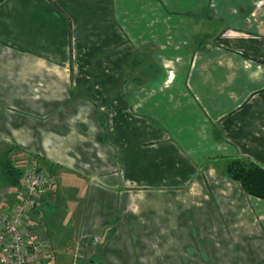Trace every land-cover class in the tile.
I'll use <instances>...</instances> for the list:
<instances>
[{"label": "crops", "instance_id": "crops-1", "mask_svg": "<svg viewBox=\"0 0 264 264\" xmlns=\"http://www.w3.org/2000/svg\"><path fill=\"white\" fill-rule=\"evenodd\" d=\"M9 148L58 173L42 264H264V199L222 173L264 166V0L1 1Z\"/></svg>", "mask_w": 264, "mask_h": 264}, {"label": "built area", "instance_id": "built-area-1", "mask_svg": "<svg viewBox=\"0 0 264 264\" xmlns=\"http://www.w3.org/2000/svg\"><path fill=\"white\" fill-rule=\"evenodd\" d=\"M19 187L25 197L7 207L0 205V264H42L50 254L49 245L30 227L27 216L35 198L55 191L56 180L30 159L22 167Z\"/></svg>", "mask_w": 264, "mask_h": 264}, {"label": "trees", "instance_id": "trees-1", "mask_svg": "<svg viewBox=\"0 0 264 264\" xmlns=\"http://www.w3.org/2000/svg\"><path fill=\"white\" fill-rule=\"evenodd\" d=\"M13 149L9 148L0 155V175L8 185L19 187L22 170L9 159ZM223 168L229 178L241 184L247 195L264 199V166L250 158L239 156L225 161Z\"/></svg>", "mask_w": 264, "mask_h": 264}, {"label": "rangeland", "instance_id": "rangeland-1", "mask_svg": "<svg viewBox=\"0 0 264 264\" xmlns=\"http://www.w3.org/2000/svg\"><path fill=\"white\" fill-rule=\"evenodd\" d=\"M135 55V54H134ZM134 55H133V57H134ZM154 63V62H153ZM128 64H129V62H128ZM152 64V61L151 62H149V63H146V61H143V62H140V63H138V64H136V61L134 60V64H130V65H126V66H128V67H126V68H128V70L129 71H132L133 72V77L135 78V76H137L138 78H141V71H142V69L143 68H146L147 66H150ZM135 81H137V79L136 80H134V82ZM138 83H140V81H138ZM135 84H133V88H132V94H133V96H132V100H131V103H129L128 104V111H130V112H132L133 114H135V115H140V94H141V89H140V87H139V85H137V86H134ZM128 90L129 89H127V92L126 93H128ZM117 93H119V95L122 97V95H121V93L120 92H117ZM18 154H12V155H10L9 156V159L11 160V162H13V164L15 165V166H17L18 168H20L21 170H22V167H23V165L27 162V161H29L32 157L30 156V154H28L27 152H25V151H23V152H17ZM2 153H0V155H1ZM19 154H22V155H19ZM120 163H121V159H119V157L117 158V165H118V168H117V172H119L118 174H119V176L121 175V171H120ZM225 164V163H224ZM41 166V168L42 169H45V167L47 166H44V168H43V166L42 165H40ZM222 167H224V166H222ZM47 168V167H46ZM222 169H224V168H222ZM46 170H48V169H46ZM57 171V170H56ZM50 172V171H49ZM58 172V171H57ZM50 173H52V175L55 177V180H56V187H55V190L57 189V181H58V179H57V175H58V173L56 174V172L55 171H53V170H51V172ZM222 173H224V171H222ZM122 174H123V172H122ZM225 174V173H224ZM135 177H138V178H140L141 177V172H139V171H136V173L135 174H133ZM5 186H7V187H5ZM11 188H18V186H16V187H13V186H10V185H8L7 183H5L4 182V180H3V178H1V175H0V196L3 198V196H4V194H7V195H11ZM10 189V190H9ZM13 192H15L13 195H11L9 198H8V196L6 197V196H4V197H6L9 201H12V202H15L16 200H18L20 197H25L26 196V192L24 191L23 193L21 192V191H19V190H14ZM12 202H8V203H12ZM82 258V255L80 254V252L78 251V254H76V261L78 260V259H81ZM73 262H74V260H73ZM48 264H54V262H53V260L52 261H50Z\"/></svg>", "mask_w": 264, "mask_h": 264}]
</instances>
